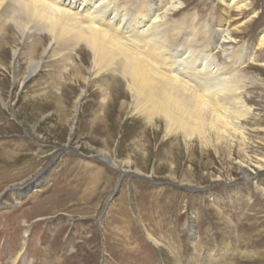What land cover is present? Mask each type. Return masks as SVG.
Returning <instances> with one entry per match:
<instances>
[{
	"label": "rangeland",
	"instance_id": "1",
	"mask_svg": "<svg viewBox=\"0 0 264 264\" xmlns=\"http://www.w3.org/2000/svg\"><path fill=\"white\" fill-rule=\"evenodd\" d=\"M241 1L188 0L176 16L223 19L248 47L247 146L185 140L130 108L91 116L99 85L74 89L75 52L44 54L39 33L23 44L0 23V264H264V0ZM31 59L42 68L24 80Z\"/></svg>",
	"mask_w": 264,
	"mask_h": 264
},
{
	"label": "bare ground",
	"instance_id": "2",
	"mask_svg": "<svg viewBox=\"0 0 264 264\" xmlns=\"http://www.w3.org/2000/svg\"><path fill=\"white\" fill-rule=\"evenodd\" d=\"M219 1L225 2L227 9L246 7L241 0ZM188 3L0 0V23L15 29L23 44L31 43L33 33H39L34 44L42 48L47 42L44 54L51 49L55 54L75 52L78 80L74 89L84 82L87 87L99 85L96 91L87 89L88 97L100 98L91 106V116H102L108 122L109 114L116 111L119 121L122 112L130 108L146 126L156 128L159 120L166 132L180 133L185 140L196 137L207 145L237 141L247 146L248 128L242 120L252 111L246 103L247 87L236 67L251 60L245 56L249 49L245 44L232 46L234 39L223 19L213 29L201 23L196 13L176 16ZM263 46L261 31L257 47ZM20 55L15 51L13 61ZM41 66L40 61L31 59L24 80ZM101 156L109 159L108 152Z\"/></svg>",
	"mask_w": 264,
	"mask_h": 264
},
{
	"label": "water",
	"instance_id": "3",
	"mask_svg": "<svg viewBox=\"0 0 264 264\" xmlns=\"http://www.w3.org/2000/svg\"><path fill=\"white\" fill-rule=\"evenodd\" d=\"M124 173H122V175H123Z\"/></svg>",
	"mask_w": 264,
	"mask_h": 264
}]
</instances>
